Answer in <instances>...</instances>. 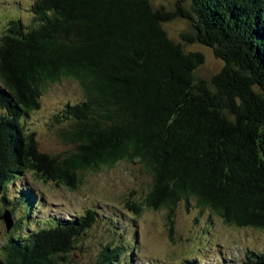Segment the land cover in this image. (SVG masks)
Here are the masks:
<instances>
[{
	"label": "trees",
	"instance_id": "1",
	"mask_svg": "<svg viewBox=\"0 0 264 264\" xmlns=\"http://www.w3.org/2000/svg\"><path fill=\"white\" fill-rule=\"evenodd\" d=\"M180 2L188 9H153L148 0H31L29 24L8 22L0 34L3 210L11 212L10 199L14 208L26 203L30 216L37 210L34 190L16 186L24 173L75 190L79 173L124 161L151 177L142 203L128 208L135 216L143 207L165 211L170 237L178 204L189 201L225 225L264 233V0ZM176 18L193 24L184 40L223 63L210 79L194 74L203 55L164 31ZM64 80L78 84L82 99L52 121L64 125L59 138L73 148L50 155L22 121L40 108L47 86ZM9 185L16 193L6 197ZM48 218L53 224L15 237L13 221L0 264H62L98 216L87 209ZM122 256L127 246L110 244L97 264ZM260 262L264 249L244 264Z\"/></svg>",
	"mask_w": 264,
	"mask_h": 264
},
{
	"label": "rangeland",
	"instance_id": "2",
	"mask_svg": "<svg viewBox=\"0 0 264 264\" xmlns=\"http://www.w3.org/2000/svg\"><path fill=\"white\" fill-rule=\"evenodd\" d=\"M148 1L153 9L172 11L177 3L188 9V4L179 3V0ZM30 3L31 0H0V34L10 20L18 19L29 24ZM192 26L191 21L183 18L162 25L167 36L183 45L185 51L203 55L204 63L194 74L198 79L208 80L221 70L223 63L214 57L210 48L183 39L193 35ZM81 99L80 87L71 80L49 85L43 90L40 108L30 112L22 121L23 130L35 134L41 152L55 155L72 150L73 146L63 142L58 135L64 125H54L52 118L65 104ZM79 179L77 188L70 190L55 183H43L31 173H24L16 186L21 183L34 190L38 208L30 216L31 209L26 203L14 208V201L10 199V215L16 226L13 231L6 232L5 223L0 219V255L11 231L10 235L15 237L22 232L21 228L33 230L53 224L48 217L69 219L87 209L96 212L97 221L83 236L78 245L80 248L71 251L62 264H97L99 252L110 244L127 246L128 256L120 257L118 264H244L251 258V253L258 255L264 249V233L225 225L207 210L196 208L193 201L178 204L173 217L172 237L169 236L165 211L143 207L139 215H133L128 205L142 203L151 184L150 175L140 163L121 161L97 172L79 173ZM15 190V185H9L6 197L13 196ZM4 206L0 202V217Z\"/></svg>",
	"mask_w": 264,
	"mask_h": 264
},
{
	"label": "water",
	"instance_id": "3",
	"mask_svg": "<svg viewBox=\"0 0 264 264\" xmlns=\"http://www.w3.org/2000/svg\"><path fill=\"white\" fill-rule=\"evenodd\" d=\"M0 219H2L3 222L5 223L6 232H8L13 226V220L11 219V215H10L9 211L4 210ZM259 264H264V263L260 262Z\"/></svg>",
	"mask_w": 264,
	"mask_h": 264
}]
</instances>
